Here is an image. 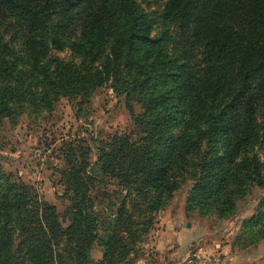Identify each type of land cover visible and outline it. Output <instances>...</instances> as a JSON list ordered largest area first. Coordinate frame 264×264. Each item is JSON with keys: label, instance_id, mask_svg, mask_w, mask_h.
<instances>
[{"label": "trees", "instance_id": "obj_1", "mask_svg": "<svg viewBox=\"0 0 264 264\" xmlns=\"http://www.w3.org/2000/svg\"><path fill=\"white\" fill-rule=\"evenodd\" d=\"M156 21L139 0H0V122L16 120L26 105L51 109L60 98L82 111L108 86L139 131L138 139L116 133L97 142L95 162L86 140L66 142L64 217L0 167V264H86L95 243L100 264H131L133 245L180 186L177 163L195 174L188 212L225 218L247 186L264 189L253 154L264 141V0H168L159 37ZM172 25L191 40L170 46ZM75 34L79 61L50 56ZM109 183L126 194L115 217H102L93 191ZM261 240L264 196L235 243Z\"/></svg>", "mask_w": 264, "mask_h": 264}, {"label": "rangeland", "instance_id": "obj_2", "mask_svg": "<svg viewBox=\"0 0 264 264\" xmlns=\"http://www.w3.org/2000/svg\"><path fill=\"white\" fill-rule=\"evenodd\" d=\"M167 1L139 0L143 11L157 20L154 37L163 32L161 20ZM170 33L172 37L167 42L174 48L178 40L182 43L184 39L191 40L176 25L170 26ZM76 38V34L69 35L62 47L49 52L50 56L79 61L81 56L71 46ZM11 45L21 55L20 40L15 38ZM191 60L193 65L201 63L198 48L194 49ZM32 87L37 88L38 84L33 82ZM132 106L137 114L141 113L137 102ZM83 108L79 111L76 102L60 98L51 109L40 110L26 105L16 120L3 118L0 122L1 169L11 173L14 179H21L55 204L61 217H64L69 204L63 197L65 187L60 182V170L64 167L62 152L66 142L86 140L92 148L90 159L95 162L97 142L116 133L139 138L125 99L117 96L108 86L98 88ZM253 154L264 168V141L254 145ZM177 176L179 188L153 215L154 225L147 232H142L141 238L133 245L129 253L133 258L131 264H264V240L246 248L235 243L243 223L253 216L264 196V189L257 184L247 186L245 193L235 201L236 211L231 216L220 218L215 211L203 216L197 211L188 212L186 208L189 192L195 183L194 172L185 164L177 163ZM125 194V190L113 183L95 189L93 195L97 197V210L102 217H115ZM134 198L135 194L127 197L126 210H132ZM143 219L141 217L140 220ZM175 227L185 232L183 238L174 236ZM102 254V248L95 243L91 259L86 264H100Z\"/></svg>", "mask_w": 264, "mask_h": 264}, {"label": "crops", "instance_id": "obj_3", "mask_svg": "<svg viewBox=\"0 0 264 264\" xmlns=\"http://www.w3.org/2000/svg\"><path fill=\"white\" fill-rule=\"evenodd\" d=\"M173 232H174V236L177 237V238H178V237H179V238H183L184 235H185V234H184L185 232H183L182 230H180L178 227H175V229H174Z\"/></svg>", "mask_w": 264, "mask_h": 264}, {"label": "water", "instance_id": "obj_4", "mask_svg": "<svg viewBox=\"0 0 264 264\" xmlns=\"http://www.w3.org/2000/svg\"><path fill=\"white\" fill-rule=\"evenodd\" d=\"M70 264H73V263H70Z\"/></svg>", "mask_w": 264, "mask_h": 264}]
</instances>
